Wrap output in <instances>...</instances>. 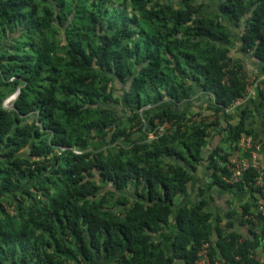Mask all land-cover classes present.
I'll use <instances>...</instances> for the list:
<instances>
[{"label": "trees", "instance_id": "16d2710c", "mask_svg": "<svg viewBox=\"0 0 264 264\" xmlns=\"http://www.w3.org/2000/svg\"><path fill=\"white\" fill-rule=\"evenodd\" d=\"M215 3L0 0V264H198L204 240L211 259L259 264L255 170L228 181L230 151L205 156L215 121L183 108L196 87L216 116L245 95L233 29L264 72V0ZM261 104L258 88L237 106L231 148ZM158 121L173 125L150 138ZM203 162L210 185L257 192L253 240L213 218L204 188L177 202Z\"/></svg>", "mask_w": 264, "mask_h": 264}, {"label": "crops", "instance_id": "0c3cea01", "mask_svg": "<svg viewBox=\"0 0 264 264\" xmlns=\"http://www.w3.org/2000/svg\"><path fill=\"white\" fill-rule=\"evenodd\" d=\"M209 1L207 0V3L212 4L211 8L212 10H215V0ZM232 33L233 35L231 39L227 41L226 45L231 48L233 62L243 65L242 71L245 75L253 74L261 76L264 73L261 63L257 62L246 52L240 50L238 32L233 29ZM259 89L262 93V104L258 107H252L247 118V123L251 128V134L253 136L260 135L264 130V81L261 83ZM206 99L204 93L196 87L192 91L189 101L183 105V108L187 109L189 112H197L200 110L203 115L209 114L206 118L207 121H215V123L209 128L210 143L205 151V156L208 154L209 150L216 146H222L230 151V153L237 154L238 149L235 150L234 148H231L228 140V127L237 122V106L232 107L225 112L220 111L216 116L212 114V109H207L208 103ZM259 162L264 165V145L259 153ZM210 173L211 170L206 165V162L201 163L197 171L193 173L194 177L190 184L189 195L184 197L178 196L177 202L182 203L187 200L196 202L200 197L201 189L204 188V194L207 198L205 209L212 213L213 218H221L222 226H225L226 222L228 224L232 222V227H230L231 230H235L242 236L253 240L254 234L250 231L248 223L242 219V212L245 205L249 203L253 204L255 201L254 196H258L257 192L247 186L243 189L237 187H229L225 189L217 185H210V182L212 181L209 176ZM251 209H254L253 205H251ZM254 231H257V228H255ZM253 257L259 264L264 261V245L261 239H259L255 248H253Z\"/></svg>", "mask_w": 264, "mask_h": 264}, {"label": "built area", "instance_id": "2783aa9c", "mask_svg": "<svg viewBox=\"0 0 264 264\" xmlns=\"http://www.w3.org/2000/svg\"><path fill=\"white\" fill-rule=\"evenodd\" d=\"M247 86L245 95L241 98H238L233 102V104L228 107L226 110L241 105L244 101L248 99H254L256 96V91L260 87L261 83L264 81V73L261 76L256 75H247ZM15 98L9 96L8 101ZM149 105L143 107L148 108ZM171 121H165L163 123L157 122L155 128L150 132V138H157L159 135L167 131L172 126ZM239 149L237 154L230 153L228 156L227 167L230 171L229 177L226 179L230 182H236L243 178L245 172L253 168L255 170V186H259L263 199L258 202L254 213L246 214L245 219H251L257 221V216L261 214L264 216V165L259 162V153L262 150L264 145V130L260 135L253 136L251 133H243L239 138ZM69 148L67 146H61V150ZM76 153H81V149L70 147ZM264 245V238L261 239ZM210 245L211 243L207 240H204L200 251L198 253V264H223L219 259H211L210 256ZM253 256V252H252ZM238 257V256H236ZM264 264V261H263Z\"/></svg>", "mask_w": 264, "mask_h": 264}, {"label": "rangeland", "instance_id": "374dc122", "mask_svg": "<svg viewBox=\"0 0 264 264\" xmlns=\"http://www.w3.org/2000/svg\"><path fill=\"white\" fill-rule=\"evenodd\" d=\"M202 1H205V3H206V5L204 6V8L203 9H205V11L206 12H210L211 10H212V4H209V3H207V0H202ZM209 1V0H208ZM210 2V1H209ZM210 5V6H209ZM17 93V94H16ZM18 95V90H16L13 94H11L10 96L11 97H13V98H16V96ZM14 100V99H13ZM13 100H10V101H8L7 99L5 100V103H4V105L6 106V107H10L11 106V102L13 101Z\"/></svg>", "mask_w": 264, "mask_h": 264}, {"label": "water", "instance_id": "95a60500", "mask_svg": "<svg viewBox=\"0 0 264 264\" xmlns=\"http://www.w3.org/2000/svg\"><path fill=\"white\" fill-rule=\"evenodd\" d=\"M17 94V93H16Z\"/></svg>", "mask_w": 264, "mask_h": 264}]
</instances>
